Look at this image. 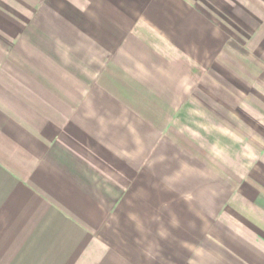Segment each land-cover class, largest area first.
<instances>
[{"label": "crops", "instance_id": "0c3cea01", "mask_svg": "<svg viewBox=\"0 0 264 264\" xmlns=\"http://www.w3.org/2000/svg\"><path fill=\"white\" fill-rule=\"evenodd\" d=\"M0 264H264V0H0Z\"/></svg>", "mask_w": 264, "mask_h": 264}]
</instances>
